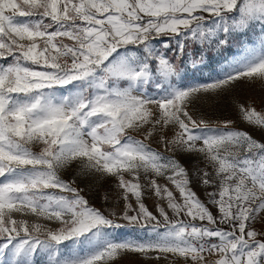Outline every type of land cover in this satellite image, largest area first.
Returning a JSON list of instances; mask_svg holds the SVG:
<instances>
[{"label": "snow or ice", "instance_id": "obj_1", "mask_svg": "<svg viewBox=\"0 0 264 264\" xmlns=\"http://www.w3.org/2000/svg\"><path fill=\"white\" fill-rule=\"evenodd\" d=\"M240 84L264 0H0V264H264V140L199 107Z\"/></svg>", "mask_w": 264, "mask_h": 264}, {"label": "rangeland", "instance_id": "obj_2", "mask_svg": "<svg viewBox=\"0 0 264 264\" xmlns=\"http://www.w3.org/2000/svg\"><path fill=\"white\" fill-rule=\"evenodd\" d=\"M236 51L237 49L233 48L228 54L232 55L236 53ZM219 61L220 58L214 56L210 67L206 69V71L211 72L213 69L218 70ZM237 100L240 103L244 104L250 103L257 110L264 109V91H261L259 86L253 88L246 84H240L239 86H237L231 97L221 98L219 101L214 103L209 102L206 104H201L199 107L201 112L205 115V118L209 120H235L236 124L234 125V127L250 132L256 139L264 140V132L251 128L247 126L246 123L240 121L237 109L235 107V101ZM189 171L191 175V168H189ZM72 175V173H69L65 178H70ZM78 183L81 187H85L86 185L88 186L89 190L84 194L93 206L101 209L102 211L110 209L112 207L111 200L105 202L103 199L104 194L111 191V185L113 183L112 181L98 183L95 178L86 177L78 180ZM193 187L200 198L202 200L205 199L204 189L197 186L196 183L193 184ZM112 195H114V193H112ZM146 203L149 205V207H152L153 200H146ZM119 231L123 233L126 230L122 229ZM118 264H166V261L161 260L157 262L155 260H147L139 254L130 253L121 257L118 261Z\"/></svg>", "mask_w": 264, "mask_h": 264}]
</instances>
